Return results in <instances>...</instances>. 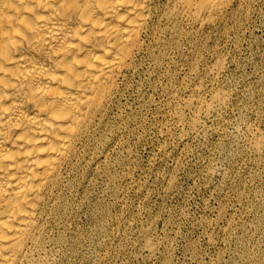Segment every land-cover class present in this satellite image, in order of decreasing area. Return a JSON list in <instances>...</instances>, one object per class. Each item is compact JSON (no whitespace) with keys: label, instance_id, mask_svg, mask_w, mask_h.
I'll list each match as a JSON object with an SVG mask.
<instances>
[{"label":"rangeland","instance_id":"rangeland-1","mask_svg":"<svg viewBox=\"0 0 264 264\" xmlns=\"http://www.w3.org/2000/svg\"><path fill=\"white\" fill-rule=\"evenodd\" d=\"M152 20L54 192L40 264H264V0L203 24L158 0ZM217 94L203 128L176 124Z\"/></svg>","mask_w":264,"mask_h":264},{"label":"bare ground","instance_id":"bare-ground-1","mask_svg":"<svg viewBox=\"0 0 264 264\" xmlns=\"http://www.w3.org/2000/svg\"><path fill=\"white\" fill-rule=\"evenodd\" d=\"M157 1L0 0V264H40L54 192L132 66ZM233 1L171 3L203 24ZM222 99L185 100L176 124L192 109L188 128H203Z\"/></svg>","mask_w":264,"mask_h":264}]
</instances>
